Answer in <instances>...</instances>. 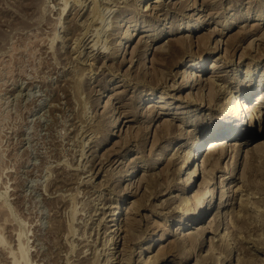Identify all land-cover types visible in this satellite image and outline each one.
<instances>
[{
    "label": "rangeland",
    "instance_id": "obj_1",
    "mask_svg": "<svg viewBox=\"0 0 264 264\" xmlns=\"http://www.w3.org/2000/svg\"><path fill=\"white\" fill-rule=\"evenodd\" d=\"M263 19L264 0H0V256L12 251L16 264H264V147L252 150L264 133L245 143L249 134L237 130L221 167L187 180L221 110L237 122L243 81L264 93ZM127 33L135 40L123 48ZM174 41L184 51L171 57L183 61L169 69L141 62L148 50L170 54ZM206 46L218 50L190 86L189 62ZM258 107L264 117V97ZM167 125L172 135L160 139ZM225 192L229 203L219 207Z\"/></svg>",
    "mask_w": 264,
    "mask_h": 264
},
{
    "label": "bare ground",
    "instance_id": "obj_2",
    "mask_svg": "<svg viewBox=\"0 0 264 264\" xmlns=\"http://www.w3.org/2000/svg\"><path fill=\"white\" fill-rule=\"evenodd\" d=\"M153 9H155V7L154 6H149V5H147L146 6V8H145V10L144 11H148V10H153ZM156 9H158V8H156ZM160 9V8H159ZM264 20V19H263ZM244 21H245V19H244ZM243 21V22H244ZM264 22V21H263ZM190 25V24H189ZM230 25V24H229ZM229 25L228 26H226L227 28H229ZM180 27V26H179ZM260 27L259 26H255L253 29L254 30H258ZM197 31V29H196V27L195 26H191L189 29H187V32L188 31ZM244 30V29H243ZM180 30H177V34L178 33H180L179 32ZM247 31V30H246ZM121 35V34H120ZM244 36V35H243ZM33 37V36H32ZM118 37V36H117ZM233 37V36H232ZM231 37V38H232ZM40 38V37H39ZM46 38V37H45ZM121 38H122V35H121ZM233 39H235V37H233ZM239 39V38H238ZM126 40H130V45L129 46H127V44H125L124 42L126 41ZM134 34H129V33H127V34H125V37H124V35H123V41H119V46H121V47H123V48H125V47H131L132 46V43L134 42ZM180 40V39H179ZM209 40V39H208ZM183 41V40H182ZM201 41V40H200ZM42 42V41H41ZM173 42V41H172ZM171 42V44H170V54H166L165 52H163L162 50L161 51H157V52H155V53H150L149 55H147L148 53H149V50L147 51V54H146V56L145 57H141V62H144V60H145V58L146 57H148V60L149 61H151L152 63H153V65H155V64H157V65H159L160 67H164V68H167V69H169L168 67L171 65V66H174V64H176L177 62H180L181 60L183 61V58H181V59H178V56H177V58L176 59H178V60H175V61H173L174 59H172V57L171 56H173V58H174V55L175 54H181V55H183L182 54V52L184 51L183 50V48H182V46L179 44V43H181V41L178 43V41L176 42V41H174V43H172ZM184 42V41H183ZM229 42H231V40L229 41ZM229 42H228V44H229ZM142 43V42H141ZM207 44V43H206ZM232 44V43H231ZM230 44V45H231ZM21 45V44H20ZM140 45V44H139ZM230 45H226V46H230ZM14 46V45H13ZM103 46V45H102ZM232 46V45H231ZM185 48V47H184ZM232 48V47H231ZM131 49V48H130ZM228 50H229V48H227ZM236 49V48H235ZM27 50V49H26ZM217 50H218V48L217 47H208V46H206L204 49H203V51H202V53H201V55L200 56H198L197 58H195L194 60H192V61H190L189 63H190V67L192 68L191 69V71H190V74L191 75H193L194 76V78H196V80H194V79H192V81H191V83H190V86H195V85H198L199 83H200V80L198 79L199 78V76L200 75H198V73H202V72H205L206 70L203 68V66H202V63L204 62V60L206 59V54L209 52V54L211 55L212 53H215V52H217ZM113 54V53H112ZM141 54V50H140V47L138 46V49L136 50H134V53H133V56H138V55H140ZM14 55V54H13ZM217 55H220V53H218ZM16 56H18V55H16ZM116 56V55H115ZM168 56H170L171 58L170 59H168ZM159 57V58H158ZM14 58V57H13ZM116 58V57H115ZM154 59H158L159 60V62L158 63H156L155 61H154ZM215 59H224V56H219V57H217V58H215ZM7 60V59H6ZM18 61V60H17ZM17 63V62H16ZM2 64V63H1ZM11 64V63H10ZM182 65H183V63H181ZM11 66V65H10ZM214 68H217V66H212L211 67V69H214ZM4 69H6V68H4ZM159 70H157V72L156 73H159L158 72ZM8 72V71H7ZM162 72V71H161ZM188 73V72H187ZM3 74V73H2ZM160 74V73H159ZM163 74V73H162ZM146 75V74H145ZM190 75V77H192ZM151 76V75H150ZM166 77V76H165ZM184 77V76H183ZM150 78V77H149ZM187 78H188V76H187ZM254 79V78H253ZM162 80V79H161ZM185 80H186V78H185ZM184 80V81H185ZM189 78H188V80L186 81V83H184L183 82V84H181L182 85V87L183 88H185V87H187V85H189ZM255 81H256V79H255ZM164 82V81H163ZM211 82V81H210ZM161 83H162V81H161ZM156 84V83H155ZM207 84H209L208 86H210V88H212V86H214V85H212L211 83H207ZM254 84H256V82L254 83V81H252V79L250 78V79H245L244 81H243V85L242 86H244V88L246 89L243 93L241 92L240 93V97L239 98H237L238 99V101H236V103H237V105H236V107H235V117L237 116V122L236 121H232V122H230L229 121V114H230V112L227 110V109H224V110H221V112H220V108H217V109H215V110H217V113L218 112H220L218 115H219V118L218 117H216V122H217V125H215V127H213V130H212V135L210 136L211 138H210V140H209V142L206 144V146L204 147V151H203V154H205L204 152H206V155H204V157L203 156H200V158L201 157H203L202 158V161H201V163H198L196 166H195V168H194V170H193V172H190L188 175H189V177L187 178V180L188 179H190V178H192L193 177V174L194 173H196V171L197 170H199L200 171V168H202V170H204L206 167H208V166H210L211 167V169H212V172H215L216 170H218L220 167H221V162L223 161V159L224 158H226L227 156H228V153L226 152V149H227V147H228V145L231 143V139L230 138H232L233 137V135H242V134H238L237 133V130L238 131H240V132H243V130L244 131H246V133H248L249 134V138L248 139H246L245 140V143H247V142H249L250 140H253L254 138H259V136L257 135L259 132L262 134V133H264V126H263V123H264V117H261V114H260V111H259V104L261 103V101H262V98L264 97V93H263V90H262V92H261V94H259V95H254V92H256L257 90H258V88L256 89H254ZM158 85V84H157ZM154 87V86H153ZM189 87V86H188ZM243 88V89H244ZM213 89V88H212ZM212 91V90H211ZM226 91V90H225ZM78 93V92H77ZM212 93V92H211ZM214 93V92H213ZM210 95V97H209V100H208V104L209 105H211V103H212V101H214V99H215V94H209ZM151 96V95H150ZM107 97V96H106ZM109 97V96H108ZM250 97H258L257 98V101L255 102V104H253V102H252V99L250 98ZM231 103V102H230ZM229 105V104H228ZM156 106V105H155ZM234 107V106H233ZM214 108V107H213ZM263 114V113H262ZM217 115V116H218ZM239 116V117H238ZM246 120H248V121H246ZM257 121L259 122V125H257ZM107 130H109V132H112V128L114 127V125H115V122L113 123V126H111V129H110V122H107ZM169 125H172V124H169ZM169 125H167V126H169ZM108 126H109V128H108ZM174 127V126H173ZM172 126H169L168 127V129H169V131H166L165 133H164V135L161 137L160 136V139H162V138H165L167 135H172V130L174 129ZM161 128V127H160ZM106 129V128H105ZM240 129V130H239ZM157 131V130H156ZM155 131V132H156ZM162 132H164V131H162ZM255 132V133H254ZM157 133V132H156ZM139 134V133H138ZM154 137H159V135H157L156 136V134L154 133ZM137 137V136H136ZM158 137L156 138V139H158ZM131 138V137H130ZM201 139V138H200ZM199 139V140H200ZM244 141V140H243ZM242 141V142H243ZM153 142V141H152ZM202 141H200V142H198V144H197V146L199 147L200 146V143H201ZM86 144V143H85ZM155 145V144H154ZM196 145H195V150H194V147H193V152L195 151H198L199 150V148H196L197 147ZM264 147V144L262 145V144H257L252 150L255 152V151H260V149L262 150V148ZM197 149V150H196ZM251 150V151H252ZM193 153V158H196V156L198 155V153ZM220 153L221 152V154L219 155V157L218 158H213L214 157V154L215 153ZM152 153V152H151ZM202 154V155H203ZM162 155V152L160 153V154H158V156H157V160L158 161H161L162 159H164V156H161ZM253 156H255V155H253ZM166 158V157H165ZM165 160H167V158L165 159ZM184 163V162H183ZM253 164V163H252ZM152 165H155V163H153ZM171 165L172 166H176V162L175 161H172V162H170L169 161V164H168V167H171ZM249 165V164H248ZM251 165V164H250ZM250 167H252V166H250ZM172 168V167H171ZM185 168V165L183 164V165H181V166H179V167H177L176 168V172L174 173V175L175 174H179V173H183V171L184 170H186V169H184ZM248 170H249V168H248ZM251 170V169H250ZM252 171V170H251ZM201 172V171H200ZM250 172V171H249ZM248 173V172H247ZM245 174V173H244ZM130 175L131 174H125V176H123L125 179L126 178H128V177H130ZM165 175V174H164ZM168 175V174H167ZM178 176V175H177ZM163 178V177H162ZM186 181V180H185ZM204 181H205V179H204ZM155 182V181H154ZM210 183V182H209ZM151 184V183H150ZM189 184H190V182L188 181V182H185V184H182L183 186H185V187H187L188 188V186H189ZM203 185V184H202ZM207 188L210 186V184L208 185V183L205 181V184H204ZM149 186V185H148ZM153 186V185H152ZM217 186H218V182H217ZM219 188H220V185H219ZM157 189V188H156ZM224 199H225V203H223V202H219V207H222L223 205H226L227 203H229L228 201H229V195H228V193L227 192H225L224 193ZM190 200V199H189ZM189 200H185L186 202L187 201H189ZM186 204V203H185ZM202 207V206H201ZM200 207V208H201ZM184 208V207H183ZM182 208V209H183ZM207 208V206H205V209ZM108 209V208H107ZM187 209V208H186ZM189 209V208H188ZM1 210V209H0ZM184 210V209H183ZM198 210V209H197ZM116 212H115V214L116 215H118L119 216V218H118V220H117V222H119L120 221V212L118 211V209H116L115 210ZM185 211V215L183 214V217L184 216H187L188 217V215L190 216V213L188 214L187 213V211L188 210H184ZM1 212V211H0ZM106 213V211H104V213H103V215ZM131 214V210L130 211H127V213H126V215H130ZM122 215V214H121ZM132 215V214H131ZM1 216H2V213H1ZM182 218V217H181ZM200 220H202L201 219V217L199 218ZM115 220V218H111V220H109V222L111 221V227L112 226H114V224L112 223L113 221ZM182 220V219H181ZM187 220H188V218H187ZM196 220H198V218L196 219ZM196 220H194V221H196ZM193 221V220H192ZM194 221H193V223H194ZM104 222H106V220H104ZM116 222V221H115ZM213 222H215V225H217L218 227L220 226V222H219V220H218V218L217 217H215L214 218V221ZM10 225V224H9ZM116 229H118V230H120V228L119 227H117ZM133 229V225H128V229L126 230L127 232H129L130 230H132ZM123 231H125V230H123ZM180 231H183L180 227L176 230V232H180ZM112 232H114V231H112ZM13 233V232H12ZM163 233V232H162ZM114 235V234H113ZM113 235L111 236V237H113ZM20 237H21V235H18V239L20 240ZM160 237L161 238H159L158 240H157V243H160V242H165L166 240H165V238L163 237V234L162 235H160ZM112 240L113 239H117V238H111ZM134 239H136V238H134ZM114 241V240H113ZM117 241V240H116ZM108 242V241H107ZM132 242V241H131ZM181 242V241H180ZM187 242H190L191 243V245H192V243H194V244H199L200 245V239L198 240V238L195 236V235H189V237H188V241ZM178 243V242H177ZM181 243H183V245H185V241L184 242H181ZM24 244V243H23ZM23 244H21L20 243V248H19V251H20V253H21V255L23 256L24 255V251H25V247H24V245ZM109 244V243H108ZM113 244V243H112ZM223 245V244H222ZM179 246H180V244H179ZM182 246V245H181ZM196 246V245H195ZM194 247V246H193ZM198 247V246H197ZM200 247V246H199ZM175 248V247H174ZM177 249V248H176ZM179 249V248H178ZM225 249V248H224ZM229 250V249H228ZM227 250V251H228ZM168 251V250H167ZM163 252V257L162 258H164V253H168L167 254V256L170 254V252L168 251V252ZM230 251V250H229ZM3 253V252H2ZM19 253V254H20ZM228 254H229V252H228ZM1 255V254H0ZM17 255L18 254H13V252L12 251H10L9 253H3L2 254V256H0L2 259H3V261L6 263H9V264H16V261H15V259L17 258ZM15 256H16V258H15ZM21 256V257H22ZM230 256V255H229ZM155 256H152V258H154ZM157 257V256H156ZM154 258L155 260H159V259H157V258ZM160 257V256H159ZM166 257V256H165ZM8 259H9V261H8ZM107 260V259H106ZM151 260V259H150ZM154 261V260H153ZM152 261V262H153ZM155 262V261H154ZM153 262V263H154Z\"/></svg>",
    "mask_w": 264,
    "mask_h": 264
}]
</instances>
